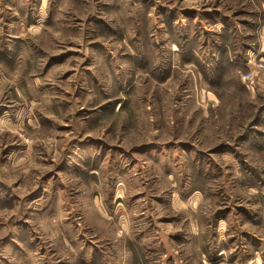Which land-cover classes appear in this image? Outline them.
<instances>
[{"label":"rangeland","instance_id":"obj_1","mask_svg":"<svg viewBox=\"0 0 264 264\" xmlns=\"http://www.w3.org/2000/svg\"><path fill=\"white\" fill-rule=\"evenodd\" d=\"M218 8L260 16L257 0H0V264H264L248 236L218 254L228 229L264 242V60L207 67Z\"/></svg>","mask_w":264,"mask_h":264},{"label":"crops","instance_id":"obj_2","mask_svg":"<svg viewBox=\"0 0 264 264\" xmlns=\"http://www.w3.org/2000/svg\"><path fill=\"white\" fill-rule=\"evenodd\" d=\"M257 3L259 5V11H260L259 20L257 23H254L253 21L249 22L247 19L239 20L237 19L238 14L233 12L232 13L227 12L225 9L218 8L209 11L207 13L208 20L209 22H212V27H213L212 29L207 28V31L210 30L213 33H208L206 36L204 35V40H202L203 36L200 37L201 36L200 35L199 44L203 46V49H205L210 54H212L210 55L212 58L211 60L213 61L212 65L209 64L207 66L208 68H211V71H215L217 70V68H225L222 71L229 72L230 70L232 72L241 68L244 70L246 69L250 70L255 68L256 66H257L256 68L260 66L259 63H262V61L264 60V0H257ZM244 11L246 10L240 11V15H246ZM244 25L254 26L258 29V34H260L257 42L258 44L256 45L255 43L248 44L250 40L244 34H249V33H245L243 28L245 27ZM222 33L223 35L226 34L225 39L222 38ZM222 56L225 57L223 58L224 60L220 58ZM228 58H230V61L227 60ZM197 62L200 63V61ZM231 233H233V235H230ZM234 234H237V237L236 236L234 238L231 237L232 239H230V237H228L227 239L225 238V235L234 236ZM225 235L223 238L221 235H219L217 245H219L218 243L221 242L220 244H223L224 246L225 244H227L225 247L227 246L229 247L228 242H232L234 241V239L238 240L241 236L245 238L248 236L250 238V244L252 245L251 247L252 250H254L255 255L262 252V249L264 248V242H262V239H259L257 235H254L252 233L248 234V232L244 230L242 227H238L237 231H235V229L234 231L228 229L225 231ZM242 243L243 242L241 241V244ZM232 244L234 245L235 243ZM225 247L221 248V251H219L218 253L219 255L223 256L226 254L227 251L226 249H231L230 247L229 248H225ZM245 247L247 246L245 245ZM225 257L227 256L225 255ZM238 262H239L238 259L233 261L226 258L224 264H238Z\"/></svg>","mask_w":264,"mask_h":264}]
</instances>
